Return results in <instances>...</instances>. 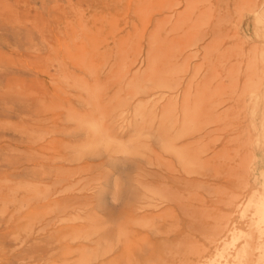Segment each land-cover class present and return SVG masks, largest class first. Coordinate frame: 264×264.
Returning a JSON list of instances; mask_svg holds the SVG:
<instances>
[{"label": "rangeland", "instance_id": "1", "mask_svg": "<svg viewBox=\"0 0 264 264\" xmlns=\"http://www.w3.org/2000/svg\"><path fill=\"white\" fill-rule=\"evenodd\" d=\"M261 10L264 0H0V264H79L80 250L96 247L80 233L87 220L128 226L130 207L153 202L151 183L174 186L173 208H146L153 228L128 226L118 247L126 261L145 252L161 262L147 249L166 235L176 241L163 249L167 264L177 253L204 264L224 248L230 259L236 234L258 228L250 204L264 183V151L245 110L249 85L264 76ZM255 57L262 73L251 71ZM188 104L199 109L192 131L182 125ZM138 105L152 115L134 137ZM170 105V138L197 159L188 174L148 135ZM82 117H102L116 140L147 147L124 171L109 158L122 154L93 158ZM116 181L123 191L113 205ZM187 231L185 249L176 239Z\"/></svg>", "mask_w": 264, "mask_h": 264}, {"label": "bare ground", "instance_id": "2", "mask_svg": "<svg viewBox=\"0 0 264 264\" xmlns=\"http://www.w3.org/2000/svg\"><path fill=\"white\" fill-rule=\"evenodd\" d=\"M257 20L259 25L264 26V10L257 12ZM175 27V26H174ZM176 28V27H175ZM254 33L257 35L259 33V29L254 27ZM180 46V45H179ZM181 47V46H180ZM255 63H253V68L251 71L259 74L263 72V69L260 67L259 58H254ZM157 72L151 68L149 72V76L155 78L157 76ZM169 73V72H168ZM264 75V74H263ZM178 78V77H177ZM255 85H249V92L251 93L252 100L251 103H247L245 105V110L250 115L251 126L253 130L257 133L258 144L260 143L261 151H264V76H258ZM151 79V78H150ZM146 80L145 85H150L152 80ZM255 79V78H254ZM161 85H166V87L170 86L165 84L167 80L161 79ZM135 85V84H134ZM138 85V84H136ZM177 86V85H176ZM140 89V87H138ZM172 89V88H171ZM171 91V90H170ZM174 91V90H173ZM165 96V95H164ZM172 98V96H171ZM177 98V97H176ZM189 100V93H188ZM127 101V100H126ZM177 100H175L176 102ZM170 102V101H169ZM174 102V103H175ZM253 102V103H252ZM148 103V102H147ZM263 103V104H261ZM172 104V103H171ZM176 104V103H175ZM171 106L169 108L163 107V111L161 114V120L157 128L153 129L151 133L148 135L156 141L165 151L173 153L179 163L182 166V169L188 174L190 172H194L197 167L196 161L197 159L192 156V153L188 150V148H176L174 146V139L170 138V130L174 127L175 121L178 119L173 117L174 113L176 114L177 108L173 107L171 110ZM175 106V105H174ZM155 111V110H154ZM153 111V114H154ZM183 111V121L182 125L185 129L188 127V131H192L196 128L197 123L194 121V117H192V113H198L199 109L195 107L194 109L184 108ZM134 121L130 124V130L134 133V137H138L141 134L142 124L145 123L149 115H152L150 112L146 110L143 105H138L135 109ZM191 114V115H190ZM155 117L152 118L154 120ZM175 120V121H174ZM82 125L86 126L89 131L90 141L85 146L87 151L92 152L93 158L101 156L104 151H113L116 154H122L123 157H109L111 163L117 168H120L122 171L126 168V160L130 155H136L140 152V148L147 147L146 144L141 143L140 141H136L133 138L128 139L126 141H118L111 134L108 127H106L104 118H77ZM130 122V121H129ZM185 133H180L179 136H183ZM178 136V137H179ZM146 178V177H145ZM123 179V177H121ZM156 184V183H155ZM123 184L121 182H115V193L111 198V202L114 205L120 198L118 194L123 191ZM152 186L144 187L146 191L151 195L149 198L151 203L143 206L141 203L138 205L135 203L132 207H130L128 213L126 214V221L129 223V232H131L132 224H138L139 226L153 228L154 220L156 219V215L145 213L146 208H160L162 205H167L168 209L173 208L169 202L172 201V196L174 194V186H166L163 185L161 187L155 186L151 183ZM119 192V193H118ZM103 193V192H102ZM257 201H251L250 207L255 208L257 211L255 216L257 220L255 224L258 225V228L255 231L249 233H237L236 237L232 240V244L230 245L235 251L232 253V257L230 259L223 260L222 258L227 253V249L224 248L222 250H218L214 256H218V259L207 260L204 264H264V244L258 245L257 240L264 239V183L263 186L259 189H256ZM103 196V194H102ZM184 196V193H183ZM146 197V196H145ZM186 197V196H184ZM109 199V198H107ZM103 201V198L102 200ZM187 204V203H186ZM102 205V204H100ZM183 205V204H182ZM90 220L87 224V230L81 231L83 233L82 237L88 241L96 242V247H83L80 250L79 254V264H93L95 262H99L101 258H105L106 256L110 259L109 264H167L165 261L166 258L163 253L164 247H172L174 246L175 240L171 239L169 235L164 236L163 242L156 245L155 242L149 241L150 246L147 250L151 248L153 244V251L155 254L162 253L160 257V261L153 260L154 254L150 253L148 257H146V253H142L139 257H134L129 262L126 261L119 253L118 247L123 242L124 238L127 237L128 234V226L125 224L119 225L117 227V223L114 221V218H110L108 220V226L102 227L99 225L98 221L94 217H90ZM181 219V217H180ZM110 221V223H109ZM178 229V228H177ZM164 233V232H163ZM170 233V232H169ZM167 234V233H166ZM172 235V234H171ZM170 235V236H171ZM95 238L97 240H95ZM149 240V239H147ZM179 241V246H187L188 248V231L185 232L181 237L177 238ZM243 244L242 247L241 244ZM155 248V249H154ZM142 250V249H141ZM179 257V261L177 264H196V262H188V253L180 254L177 253Z\"/></svg>", "mask_w": 264, "mask_h": 264}]
</instances>
